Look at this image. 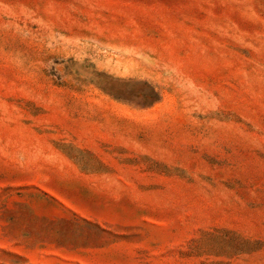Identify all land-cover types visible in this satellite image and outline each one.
Listing matches in <instances>:
<instances>
[{
	"label": "rangeland",
	"instance_id": "obj_1",
	"mask_svg": "<svg viewBox=\"0 0 264 264\" xmlns=\"http://www.w3.org/2000/svg\"><path fill=\"white\" fill-rule=\"evenodd\" d=\"M0 264H264V0H0Z\"/></svg>",
	"mask_w": 264,
	"mask_h": 264
}]
</instances>
